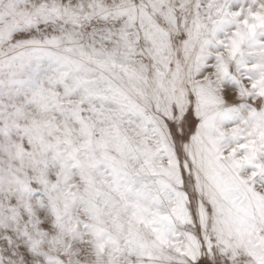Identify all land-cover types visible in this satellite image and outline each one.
Returning <instances> with one entry per match:
<instances>
[{
  "label": "snow or ice",
  "instance_id": "obj_1",
  "mask_svg": "<svg viewBox=\"0 0 264 264\" xmlns=\"http://www.w3.org/2000/svg\"><path fill=\"white\" fill-rule=\"evenodd\" d=\"M0 264H264V0H0Z\"/></svg>",
  "mask_w": 264,
  "mask_h": 264
}]
</instances>
